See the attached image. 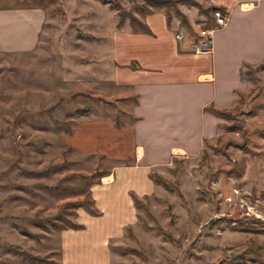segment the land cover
I'll use <instances>...</instances> for the list:
<instances>
[{
	"label": "rangeland",
	"instance_id": "obj_1",
	"mask_svg": "<svg viewBox=\"0 0 264 264\" xmlns=\"http://www.w3.org/2000/svg\"><path fill=\"white\" fill-rule=\"evenodd\" d=\"M187 1L197 4H179L191 25L211 17L199 9L215 7L208 0ZM38 2L45 5L48 20L37 50L0 54V264H35L15 247L48 256V264H65L64 230L54 224H78V212L85 209L66 204L85 200L91 182H99L100 174L118 164L113 158L79 153L72 145L76 125L91 115L119 126L131 121L125 111L130 104L114 99L130 92L116 88L109 75L113 36L137 30L129 19L119 28V9L141 21L152 12L166 13L148 0ZM172 17L187 35L181 19ZM250 78L257 87L226 125L239 129L225 131L218 147L230 141L249 151L229 145L226 156L206 147L208 162L202 157L179 160L162 175L155 173L169 189L158 184L156 194L143 201L145 207H136L134 236L126 231L107 243L109 264H264V234L257 233L264 222L243 219L226 201L235 190L264 196V85L254 72ZM78 110L89 113L77 116ZM59 123L69 124L72 132ZM76 173L97 175L92 181L75 177L60 185ZM119 246L137 252L123 253L115 249ZM101 255L94 244L89 263L99 264Z\"/></svg>",
	"mask_w": 264,
	"mask_h": 264
},
{
	"label": "crops",
	"instance_id": "obj_2",
	"mask_svg": "<svg viewBox=\"0 0 264 264\" xmlns=\"http://www.w3.org/2000/svg\"><path fill=\"white\" fill-rule=\"evenodd\" d=\"M208 3L228 16L227 25L215 33L209 56L195 54L187 40L179 41L178 24L174 20L169 27L162 11L142 19L150 32L137 28L113 36L110 81L130 92L114 99L130 104L125 111L131 121L119 126L91 115L76 125L72 145L79 153L118 164L91 186L100 216L78 212V224L85 229L63 231L65 264H90L94 244L101 250L99 264H109L107 243L136 224L132 195L144 199L156 194L159 185L152 174L162 175L175 159L202 157L206 143L214 144L226 131L229 122L207 107L233 109L257 87L243 72L264 64V0ZM47 20L48 11L38 0H0V54L37 50ZM255 74L264 85V70Z\"/></svg>",
	"mask_w": 264,
	"mask_h": 264
},
{
	"label": "trees",
	"instance_id": "obj_3",
	"mask_svg": "<svg viewBox=\"0 0 264 264\" xmlns=\"http://www.w3.org/2000/svg\"><path fill=\"white\" fill-rule=\"evenodd\" d=\"M151 7L153 9H166V18H167V23H168V26L169 27H172V21H173V17H172V13H174L178 18L181 19V26L187 28V29H191V23L190 21L188 20V18L180 11L179 9V4L180 3H191V4H195L194 2H191V1H187V0H178V1H169V0H148ZM197 6V4H195ZM199 9H200V12L202 14H205L207 16H209L208 13H211L213 12L214 10L216 9H221L223 10L222 8H219V7H210V8H203L201 6H199ZM123 10L122 9H119V13H120V23H119V28H122L126 22L127 19H129L130 21V24L131 26H135L139 29H142L146 32H150L149 30V27L141 20L135 18L133 15H129V14H126L124 11L122 12ZM224 11V10H223ZM260 70H264V64L257 67L256 69H253V68H249L248 67V71L247 72H243V76H251V74L254 72H258ZM250 96V95H249ZM248 96V97H249ZM248 97H242L241 100H240V104L239 106L233 108V109H223V110H220V109H217L213 106H210V107H207L205 110L208 111V112H211L213 113L214 115L220 117V118H223L227 121H232L234 120V115L236 114V112L241 109V107L244 105L245 103V100L248 98ZM128 100L127 98L125 99H122V101H126ZM89 112L88 111H85V110H78L76 112V115L77 116H83V115H86L88 114ZM59 126L61 128H63L67 133H71L72 132V128L69 124L67 123H59ZM226 131L230 132V131H235L237 129H239L238 126L236 125H230V126H226ZM224 142V136H219V138L216 140V144L213 146V144L211 143H206V147H209V148H212L214 151L216 152H219V153H222L226 156H229L228 152H227V148L229 145H233V146H236V147H239L241 148L242 150H245V151H249L247 146L244 145V144H237L235 142H227L225 143L222 148H218L219 147V144ZM209 158H210V155L208 153V151L205 149L203 155H202V161L204 163L208 162L209 161ZM179 160L175 159V163H177ZM97 174H93V175H90V176H85L83 174H73L71 176H68L66 178H64L61 182H60V185L62 186L63 183H66L70 180H72L73 178L75 177H80L84 180H94V178L96 177ZM105 174H100V176H103ZM151 179L153 181H155V183L157 184H160L162 183L165 188L169 189V186L168 184L165 182V179L162 177V176H159L157 174H152L151 175ZM92 184H95L96 182L92 181L91 182ZM133 197V200H134V203H135V206L136 207H145V204L143 201H148L149 197H145L144 199H141L139 197H137L135 194L132 195ZM94 201L92 199V193H88L85 200L83 201H80V202H74V203H68L66 204V208H73V209H80V208H84L89 214L93 215V216H100V213L98 212L97 209L94 208ZM63 224H67V227H64L63 225H58V224H54V228L55 229H58V230H67V229H73V230H84L85 229V226L82 225V224H77V223H72L68 220H63ZM243 230L245 231H252L254 232L255 230H253L252 228H243ZM130 236H134L133 234V228L132 226H129L126 230ZM257 233L259 234H264V228H259L257 229ZM116 250H119L123 253H136L137 250L135 249H132V248H129V247H122V246H119V247H116L115 248ZM14 250H16L17 252H20L22 254V256L29 260L30 262L32 263H35V264H48V256H35V255H32L31 253L21 249L20 247H15Z\"/></svg>",
	"mask_w": 264,
	"mask_h": 264
},
{
	"label": "built area",
	"instance_id": "obj_4",
	"mask_svg": "<svg viewBox=\"0 0 264 264\" xmlns=\"http://www.w3.org/2000/svg\"><path fill=\"white\" fill-rule=\"evenodd\" d=\"M228 23L225 11L216 9L211 12L210 18H201L187 29V35L177 34L179 41L187 40L189 50L198 55L209 56L213 53L214 36L216 31L224 28ZM227 203L235 207L236 212L243 219H252L264 222V196L253 195L241 190H235L234 194L227 198Z\"/></svg>",
	"mask_w": 264,
	"mask_h": 264
}]
</instances>
